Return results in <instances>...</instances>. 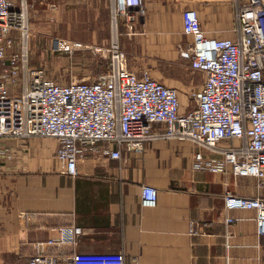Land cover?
Segmentation results:
<instances>
[{"label": "crops", "instance_id": "1", "mask_svg": "<svg viewBox=\"0 0 264 264\" xmlns=\"http://www.w3.org/2000/svg\"><path fill=\"white\" fill-rule=\"evenodd\" d=\"M241 1L143 0L136 32L126 34L121 26L130 68L176 87L181 110L193 108L191 94L202 86L205 73L193 70L179 53L178 44L190 40L183 11H198L208 37L235 38V8ZM112 4L37 0L31 8L34 36L60 37L53 35L58 22L46 24L44 19L62 18L71 23L70 31L80 17L84 35L63 37L99 45ZM12 37L16 44L18 32ZM58 146L59 140L51 136L0 137V264H29L40 251L56 256L57 264H66L75 252L119 254L126 264H264V234L258 232L255 210L226 212L223 200L226 191L264 194L261 179L231 167L213 172L192 166L197 150L218 152L191 140L158 136L141 150L123 145L121 157L114 158V145L98 141L78 158L77 173L71 175L56 154ZM145 184L157 189L154 206L141 203ZM226 215L236 220L228 223ZM77 227L73 241L63 239V232Z\"/></svg>", "mask_w": 264, "mask_h": 264}, {"label": "built area", "instance_id": "2", "mask_svg": "<svg viewBox=\"0 0 264 264\" xmlns=\"http://www.w3.org/2000/svg\"><path fill=\"white\" fill-rule=\"evenodd\" d=\"M30 6L28 0H0V137L57 138L56 154L65 173L71 175L77 173L78 158L98 141L114 145L110 156L119 158L123 145L141 150L158 136L191 140L218 152L197 150L192 162L195 169L222 172L231 167L236 173L259 177L264 187V0L238 3L235 38L208 37L198 11H183V29L190 40L178 44L179 53L193 70L205 73L202 86L191 94L195 106L186 111L181 110L176 87L158 81L148 71L139 75L129 66L120 42L121 26L126 34L136 32L135 24L144 13L143 0H113L108 69L93 80L66 83L29 63ZM13 31L20 36L19 46L6 56L15 44ZM52 47L74 52L91 46L54 36ZM234 139L240 142L234 144ZM157 194L155 186L145 184L142 205L154 206ZM223 200L226 212L255 210L258 232L264 234V194L226 191ZM235 220L226 215L228 223ZM78 232V227L63 232V239L73 241ZM57 260L40 251L29 258V264H57ZM66 264L126 263L119 254L75 252Z\"/></svg>", "mask_w": 264, "mask_h": 264}, {"label": "rangeland", "instance_id": "3", "mask_svg": "<svg viewBox=\"0 0 264 264\" xmlns=\"http://www.w3.org/2000/svg\"><path fill=\"white\" fill-rule=\"evenodd\" d=\"M35 1L37 0H28V2L31 4L29 18V25L31 30V36L29 38V63L32 66L44 67L47 74L59 83H66L72 80H93L99 74L108 69L110 65L111 55L107 48L110 46L113 37L111 17L109 18V22L106 23V26L101 25V31L99 32V34L103 35L105 39L98 42L99 45H90L91 47L76 49L74 52L54 50L52 47L51 36L50 38H48L47 36L42 38L34 36L35 33L33 32L32 27L33 20L31 8L33 2ZM237 6L235 8L236 10ZM79 18L80 17L77 18L76 22L72 21L74 23H72L73 27L70 31L67 29V26L71 23L64 22L65 20H63L62 18L57 21L56 17L52 16L50 18L44 19L43 22H45L46 24L51 23L52 25L58 22V30L54 31L53 35L57 34L60 35V37L64 36L68 38L69 35H84L85 31H80L82 22L79 21ZM18 38L20 39L19 34ZM72 39H74L73 36ZM18 46L19 44L17 41L16 44L7 49L6 56L11 55L12 52L17 51Z\"/></svg>", "mask_w": 264, "mask_h": 264}, {"label": "bare ground", "instance_id": "4", "mask_svg": "<svg viewBox=\"0 0 264 264\" xmlns=\"http://www.w3.org/2000/svg\"><path fill=\"white\" fill-rule=\"evenodd\" d=\"M70 43V42H69Z\"/></svg>", "mask_w": 264, "mask_h": 264}]
</instances>
